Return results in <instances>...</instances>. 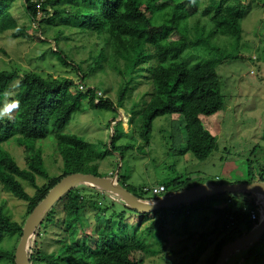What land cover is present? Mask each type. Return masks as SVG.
I'll list each match as a JSON object with an SVG mask.
<instances>
[{"label":"trees","instance_id":"1","mask_svg":"<svg viewBox=\"0 0 264 264\" xmlns=\"http://www.w3.org/2000/svg\"><path fill=\"white\" fill-rule=\"evenodd\" d=\"M22 1L38 33L29 34L30 25L27 28L18 25L9 10L13 0H0V33L10 31L13 38L33 36L44 44L49 39L46 29L48 25L53 26L55 49L50 48L49 52L77 73L85 90H78L76 83L67 77L43 78L34 71L20 74L13 69L0 70V111L6 100L19 102L13 114L0 116V190L26 204L25 218L19 223L3 211L0 203V245L4 234L16 235L19 241L28 214L64 176L72 173L107 176L99 172V164L109 153H116L121 159L130 147L129 144L115 145L113 133L109 144H103L105 151L99 152L83 138L64 132L71 115L80 110L83 100L91 108L115 111L124 105L127 94L143 84L148 87L147 90L131 104L128 113L130 121L137 127L142 146L149 142L152 122L156 117L180 115L185 132L184 150L198 160L207 158L216 150V138L204 127L201 117L212 115L222 108L220 78L215 66L208 62L189 67L185 62L177 61L191 43L182 24L197 15L209 22L208 32L211 35L215 33L239 39L246 12L260 0ZM261 1L264 5V0ZM155 14L160 20L158 23L153 18ZM51 16L57 19L56 23H50ZM194 20L195 32L205 30L197 18ZM152 27L155 31H151ZM65 30L71 36L84 33L102 37L108 52L101 48L97 53H91L92 64L84 71L81 67L83 62H69L68 55L58 46L59 41L69 38ZM105 65L119 77L115 103L98 96L100 90L85 83L90 72L103 70ZM12 87H15L13 96L7 99ZM73 88L76 89L70 92ZM49 134L62 160L60 172L56 175H50L43 167L40 150L34 147L37 141L44 140ZM10 142L22 147L27 154L26 167H20L13 156L2 149V144ZM246 173L243 182H264V169L256 173L251 162ZM118 175L116 179L122 187L146 202L188 188L177 176L161 184L165 192L156 196L151 193L152 187L128 186ZM37 176L44 181L41 185L36 181ZM23 182L33 189L32 194L25 189ZM85 188L90 189L89 194H84ZM236 193H227L221 207L205 203V200L218 196L210 195L193 203L139 214L115 195L88 185L75 186L50 207L35 229L28 245L29 264H143L141 255L174 253L172 248L167 249L164 235L169 216L174 219L181 214L191 215L206 210H211L214 218L199 232L196 239L199 245L195 249L203 248L211 238L214 245L209 264H214L223 246L257 224V220H251L249 215V211L255 208V196ZM116 199L121 201L120 208L116 206ZM88 210L92 211L91 217L95 220V226L90 229L95 234L83 227L82 217ZM131 216L138 221L136 227L127 224ZM75 232H79L89 243L77 241ZM195 232L189 237L192 238ZM47 243H54L57 247L44 249ZM14 251L15 247L11 250L0 247V262L15 264ZM238 257L243 259V264H264V236L243 249ZM186 258L187 255H183L179 263L183 264ZM175 263L165 261V264Z\"/></svg>","mask_w":264,"mask_h":264},{"label":"rangeland","instance_id":"2","mask_svg":"<svg viewBox=\"0 0 264 264\" xmlns=\"http://www.w3.org/2000/svg\"><path fill=\"white\" fill-rule=\"evenodd\" d=\"M35 1V0H34ZM40 1V0H39ZM261 0L244 16L242 23L243 33L241 38L225 37L215 33H209V22L204 18H188L182 28L190 36L191 43L179 56L177 61L185 62L191 67L196 63L208 62L215 66L221 82V94L223 105L216 113L202 116L204 127L216 138L217 148L203 159H196L189 151L184 150L185 132L180 115H163L156 117L152 122L151 133L147 145L142 146L138 136L137 127L130 121L129 109L133 102H137L141 94L147 90V86L141 84L131 94H127L124 105L117 110L96 109L88 106L86 100L82 101L79 111L74 112L64 132L75 134L95 146L96 151H105L103 144H109L114 133L115 145L129 144L122 158L116 153H109L99 164V172L105 177L117 172L118 177L124 178L123 182L134 188H150L161 185L174 177H181L188 188L206 184L224 185L230 183H243L246 179V171L249 162L258 173L264 169V140L262 139L264 127V5ZM17 19L19 26L27 28L29 34H35L36 24H32L22 0H13L9 8ZM41 14V6L37 16ZM50 23H56L57 19L50 17ZM156 23L160 22L156 14L153 16ZM199 20L205 30L194 29V19ZM47 24V23H46ZM158 25V24H157ZM156 26V25H154ZM155 31V28H151ZM38 33V32H37ZM46 35L49 37L46 43L38 42L35 37L13 38L11 32L0 33V70H16L18 73L34 71L43 78H71L76 87L79 83L77 73L70 66L62 64L57 57L49 52L54 48L53 26L48 25ZM69 32L65 30V34ZM58 46L69 62L79 63L84 71L91 66V53H97L101 48L108 52V46L102 37L78 33L69 35L66 40H61ZM16 81V80H15ZM86 85L95 86L100 90L102 98H109L113 103L117 98L119 77L105 65L104 69H95L90 72L85 80ZM12 87L7 99L13 96ZM76 88H73V91ZM78 89V87H77ZM79 90V89H78ZM82 90H85V86ZM148 99V96H145ZM12 103L6 100L3 109ZM14 108L4 113L11 115ZM176 135V139L174 136ZM2 149L8 151L20 167H26V156L22 147L14 142L2 144ZM35 149L40 150L43 167L50 175L60 172L62 160L55 147L52 135L34 144ZM113 176V175H112ZM111 176V177H112ZM41 185L44 181L36 177ZM25 189L32 194L33 189L23 182ZM1 189V188H0ZM90 189L85 188L84 194H89ZM236 195H242L236 193ZM253 195V194H252ZM226 195H218L205 200V203L215 207L224 205ZM257 195H255L256 197ZM263 201L261 196H257ZM117 208L121 207V201L116 199ZM3 202V203H2ZM0 203L3 211L11 219L22 223L25 218L26 204L7 192L0 190ZM92 211L88 210L83 215V227L89 233L95 226V220L91 217ZM214 218L211 210L194 212L191 215L181 214L178 217L169 216L164 226L167 239V249L172 248L174 253H162L153 256L141 255L143 264H165L166 260L179 263L183 255L187 258L183 264H209L212 255L214 241L210 238L205 246L195 249L199 245L196 241L199 232ZM134 216L127 219V224L137 226ZM202 227V228H201ZM242 229V228H240ZM196 231V232H195ZM244 231V229H242ZM195 232L192 238L190 233ZM95 234V233H94ZM79 242L89 243L79 232L74 233ZM153 241V238L150 240ZM17 236L4 234L0 247L3 250H11L17 246ZM49 243V242H48ZM48 243L44 249H54L56 244ZM246 249V248H245ZM242 250L233 253L226 264H243V259L238 255ZM0 264H10L2 261Z\"/></svg>","mask_w":264,"mask_h":264},{"label":"water","instance_id":"3","mask_svg":"<svg viewBox=\"0 0 264 264\" xmlns=\"http://www.w3.org/2000/svg\"><path fill=\"white\" fill-rule=\"evenodd\" d=\"M116 176L117 172L113 174L112 177L96 176L88 173H72L64 176L31 210L25 219L21 230V236L14 251L15 264H29L28 245L38 224L41 222L50 207L63 194L81 184L92 186L101 191L117 196L127 207L139 214L149 213L157 209H169L193 203L210 195L244 192L264 197V182H243L224 185L206 184L194 186L177 193L165 195L156 201L146 202L140 200L122 187L118 183ZM263 236L264 216L251 230L223 246L214 264H224L233 253L258 242Z\"/></svg>","mask_w":264,"mask_h":264},{"label":"built area","instance_id":"4","mask_svg":"<svg viewBox=\"0 0 264 264\" xmlns=\"http://www.w3.org/2000/svg\"><path fill=\"white\" fill-rule=\"evenodd\" d=\"M77 87L79 90L83 91L84 85H82L80 82L77 84ZM97 95H100V92H97ZM101 96V95H100ZM165 192L163 185H156L151 188V193L158 196ZM255 208L251 209L249 211V215L251 220H257L259 222L263 216H264V204L263 201L260 198H255L254 201Z\"/></svg>","mask_w":264,"mask_h":264},{"label":"clouds","instance_id":"5","mask_svg":"<svg viewBox=\"0 0 264 264\" xmlns=\"http://www.w3.org/2000/svg\"><path fill=\"white\" fill-rule=\"evenodd\" d=\"M18 101H15V102H13L10 106H8V107H6V108H4L2 111H0V116H2V115H4V113H6V112H8V111H10V109L11 108H15V107H18ZM254 195V194H253ZM255 196V195H254ZM258 196V195H257ZM255 197V198H258V197ZM263 199H264V197H262ZM258 223V222H257ZM257 225V224H256ZM255 225V226H256Z\"/></svg>","mask_w":264,"mask_h":264}]
</instances>
